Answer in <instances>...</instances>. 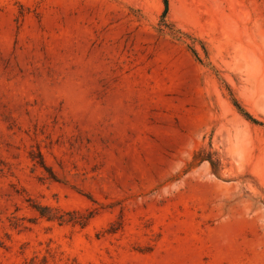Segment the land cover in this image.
Instances as JSON below:
<instances>
[{
  "label": "rangeland",
  "instance_id": "1",
  "mask_svg": "<svg viewBox=\"0 0 264 264\" xmlns=\"http://www.w3.org/2000/svg\"><path fill=\"white\" fill-rule=\"evenodd\" d=\"M167 1L0 0V264H264V0Z\"/></svg>",
  "mask_w": 264,
  "mask_h": 264
},
{
  "label": "trees",
  "instance_id": "2",
  "mask_svg": "<svg viewBox=\"0 0 264 264\" xmlns=\"http://www.w3.org/2000/svg\"><path fill=\"white\" fill-rule=\"evenodd\" d=\"M161 2L163 4V11H162L161 17H164L168 11V1L161 0ZM158 30L161 33L168 34L170 33L169 31L171 29L166 24H164L162 21H160L158 25ZM193 52H194L195 57L198 58L197 53L195 51ZM244 117L249 120L248 115H244ZM32 160H34V162L38 164L41 168L46 170L49 173L51 180H54V177L51 171H48V169L45 167L43 159L40 154H38V159L34 158ZM27 203H28L29 208L32 209L35 213H37V215L40 218H43L48 222H56L58 225H66V224L72 223V224H77L78 226L83 228L86 226L87 222L92 218L91 213H89L86 216H79L77 213H74V212L62 211L57 208H51L49 206L41 205L30 198H27ZM112 226L113 225H111V227ZM117 230L118 229H114L113 231H108V232L109 234H112Z\"/></svg>",
  "mask_w": 264,
  "mask_h": 264
},
{
  "label": "water",
  "instance_id": "3",
  "mask_svg": "<svg viewBox=\"0 0 264 264\" xmlns=\"http://www.w3.org/2000/svg\"><path fill=\"white\" fill-rule=\"evenodd\" d=\"M261 204L264 206V199L261 201Z\"/></svg>",
  "mask_w": 264,
  "mask_h": 264
}]
</instances>
